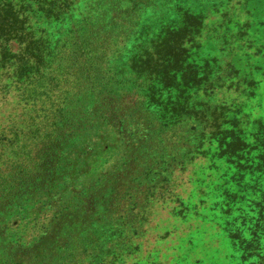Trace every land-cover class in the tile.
Masks as SVG:
<instances>
[{"label":"rangeland","instance_id":"374dc122","mask_svg":"<svg viewBox=\"0 0 264 264\" xmlns=\"http://www.w3.org/2000/svg\"><path fill=\"white\" fill-rule=\"evenodd\" d=\"M168 6L112 71L91 128L43 151L61 186L19 212L23 246L46 228L40 249H64L59 229L84 246L105 225L126 235L123 264H256L247 250L264 264V0Z\"/></svg>","mask_w":264,"mask_h":264},{"label":"trees","instance_id":"16d2710c","mask_svg":"<svg viewBox=\"0 0 264 264\" xmlns=\"http://www.w3.org/2000/svg\"><path fill=\"white\" fill-rule=\"evenodd\" d=\"M172 1L0 0V264L124 263L130 247L116 226L100 227L84 246L82 237L71 244L69 234L56 230L53 239L64 249L53 252L49 229L23 246L27 225L16 223L28 224L29 216L21 219L19 212L30 198L61 186L62 173L45 178L43 151L91 128L112 88V71L130 61L143 32L156 36L161 24L155 21H163ZM157 7L160 18L149 14ZM163 141L154 143L159 148ZM41 243L48 245L40 249Z\"/></svg>","mask_w":264,"mask_h":264}]
</instances>
